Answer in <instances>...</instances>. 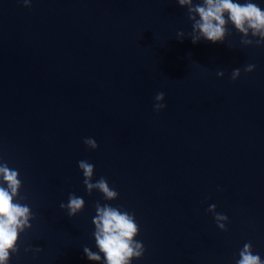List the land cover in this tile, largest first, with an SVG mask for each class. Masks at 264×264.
Listing matches in <instances>:
<instances>
[{
    "label": "water",
    "instance_id": "water-1",
    "mask_svg": "<svg viewBox=\"0 0 264 264\" xmlns=\"http://www.w3.org/2000/svg\"><path fill=\"white\" fill-rule=\"evenodd\" d=\"M228 29L193 44L178 0H0V164L34 216L9 264H106L97 202L134 214L145 251L130 264H236L246 243L264 260V44ZM80 160L117 199L88 194ZM69 194L85 201L74 217Z\"/></svg>",
    "mask_w": 264,
    "mask_h": 264
},
{
    "label": "clouds",
    "instance_id": "clouds-1",
    "mask_svg": "<svg viewBox=\"0 0 264 264\" xmlns=\"http://www.w3.org/2000/svg\"><path fill=\"white\" fill-rule=\"evenodd\" d=\"M25 7L31 6V0H23ZM181 7L187 8L188 19L192 22L190 38L193 44L205 40L213 44L224 43L229 34L228 25L242 34L243 45L257 46L264 44V10L253 0H201L193 3V0H178ZM199 17V18H197ZM259 37L255 41L248 37ZM185 33H177V39L183 40ZM255 65L249 64L245 72H252ZM223 76L224 72L217 73ZM241 75L240 69H234L231 76L236 80ZM164 93L159 92L155 96L154 111L159 112L166 107L161 101ZM84 144L95 150L98 148L93 138H86ZM78 167L83 173V183L88 194L92 189H98L107 200H115L118 193L109 187L107 180L101 177L93 183L94 165L86 160L78 161ZM6 185V186H5ZM22 182L19 172L10 169L6 163L0 164V264H9L10 255L19 252L18 238L21 233L32 227L30 221L34 219L31 208L26 203H21L25 197L20 195ZM85 207V201L81 197L69 194L68 203L60 204L61 209H66L69 217H74ZM97 215L93 218L96 231L94 233L96 245L100 253H103L106 264H130L135 258L142 257L145 249L141 242L135 240L139 227L134 214L122 211L119 208L105 204L103 207L97 202L95 205ZM208 211L214 214L217 227L227 231L226 222L228 217L216 212V206L210 205ZM40 252V248L25 249V251ZM84 254L89 260L99 261L100 254L91 251L88 247L83 248ZM236 264H264L259 254H253L252 245L244 244L239 252Z\"/></svg>",
    "mask_w": 264,
    "mask_h": 264
}]
</instances>
